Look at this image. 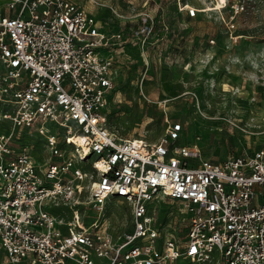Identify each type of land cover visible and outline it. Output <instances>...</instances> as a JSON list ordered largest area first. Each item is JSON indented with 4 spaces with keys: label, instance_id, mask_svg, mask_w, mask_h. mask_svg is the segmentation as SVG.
Here are the masks:
<instances>
[{
    "label": "built area",
    "instance_id": "built-area-1",
    "mask_svg": "<svg viewBox=\"0 0 264 264\" xmlns=\"http://www.w3.org/2000/svg\"><path fill=\"white\" fill-rule=\"evenodd\" d=\"M123 1L138 22L108 34L81 1L1 0V264H264V148L214 161L177 143L179 121L153 141L107 128L113 47L157 34L155 0ZM163 197L179 202L181 228L161 227ZM112 198L131 216L117 236L101 214Z\"/></svg>",
    "mask_w": 264,
    "mask_h": 264
},
{
    "label": "rangeland",
    "instance_id": "rangeland-1",
    "mask_svg": "<svg viewBox=\"0 0 264 264\" xmlns=\"http://www.w3.org/2000/svg\"><path fill=\"white\" fill-rule=\"evenodd\" d=\"M77 1L108 34L138 22V5ZM176 1L149 4L157 34L146 43H127L123 52L113 47L120 64L107 128L117 138L153 141L163 134L166 120L179 121L177 143H196L204 157L214 161L264 148V0H180L197 8L193 16L177 10ZM20 134L45 156L42 137L26 129ZM155 204L156 213L166 214L160 218L162 228H181L178 201L163 197ZM168 211L175 215L167 216ZM84 213L95 215L97 209L90 205ZM101 214L110 221L113 236L130 225L129 208L120 198L106 201ZM2 256L0 249V264ZM175 264L187 263L178 259Z\"/></svg>",
    "mask_w": 264,
    "mask_h": 264
},
{
    "label": "crops",
    "instance_id": "crops-1",
    "mask_svg": "<svg viewBox=\"0 0 264 264\" xmlns=\"http://www.w3.org/2000/svg\"><path fill=\"white\" fill-rule=\"evenodd\" d=\"M126 45H124V47H125ZM124 47H122V48H120V50H121V52H123V48ZM116 58H117V56H116ZM117 60H118V58H117ZM118 62H119V64H120V60H118Z\"/></svg>",
    "mask_w": 264,
    "mask_h": 264
}]
</instances>
